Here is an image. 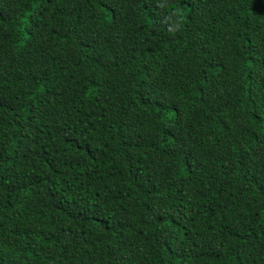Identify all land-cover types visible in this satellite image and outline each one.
Segmentation results:
<instances>
[{"label":"trees","instance_id":"obj_1","mask_svg":"<svg viewBox=\"0 0 264 264\" xmlns=\"http://www.w3.org/2000/svg\"><path fill=\"white\" fill-rule=\"evenodd\" d=\"M0 264H264V0H0Z\"/></svg>","mask_w":264,"mask_h":264}]
</instances>
